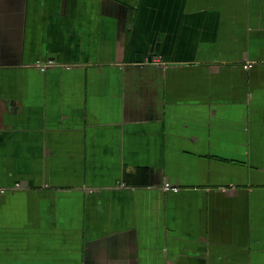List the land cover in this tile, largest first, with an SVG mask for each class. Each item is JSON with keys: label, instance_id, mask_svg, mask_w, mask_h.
I'll list each match as a JSON object with an SVG mask.
<instances>
[{"label": "crops", "instance_id": "1", "mask_svg": "<svg viewBox=\"0 0 264 264\" xmlns=\"http://www.w3.org/2000/svg\"><path fill=\"white\" fill-rule=\"evenodd\" d=\"M1 189L0 264H264V0H0Z\"/></svg>", "mask_w": 264, "mask_h": 264}, {"label": "built area", "instance_id": "2", "mask_svg": "<svg viewBox=\"0 0 264 264\" xmlns=\"http://www.w3.org/2000/svg\"><path fill=\"white\" fill-rule=\"evenodd\" d=\"M53 65V62L52 61H49V62H47L46 63V65H44L43 67H41L40 68V70H45L47 67H49V66H52ZM17 188H21V186H17ZM165 189H167V190H177V188H175V187H172V186H170L169 184H167V185H165ZM5 190L4 189H1L0 190V192H4Z\"/></svg>", "mask_w": 264, "mask_h": 264}]
</instances>
